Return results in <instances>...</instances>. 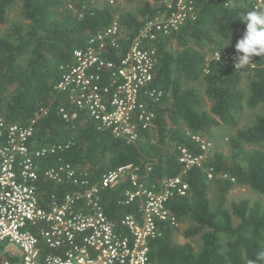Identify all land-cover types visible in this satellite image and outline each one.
I'll list each match as a JSON object with an SVG mask.
<instances>
[{
  "label": "trees",
  "instance_id": "1",
  "mask_svg": "<svg viewBox=\"0 0 264 264\" xmlns=\"http://www.w3.org/2000/svg\"><path fill=\"white\" fill-rule=\"evenodd\" d=\"M123 1L133 9L123 11L97 0H0V26H5L0 36V114L8 124L27 126L46 108V114L35 121L29 142H69V146L39 159L40 171L62 157L84 169L89 184H94L109 170L128 164L138 166L149 182L176 175L181 171L178 147L201 153L192 134L209 139L212 129L236 128L247 108H259L252 124L237 128L228 139V153L215 151L201 166L190 167L185 177L187 194L167 201L178 222H187L182 232L186 241L177 242L176 229L167 226L161 236L149 241L148 251L149 264H248L264 252V205L247 198L228 201L227 196L235 186L264 195V149L255 148L264 144V57L257 56L253 66L235 67L234 60L235 43L245 30L240 19L255 10L254 0H192L196 18L157 43L158 64L151 86L160 89L162 96L153 104L151 128L142 130L135 142L97 129L86 111L65 122L58 108L69 106L68 95L55 90L61 66L72 63L73 50L84 47L92 34L116 17L124 29V49L164 0ZM16 5L21 19L10 22V10ZM106 58L116 61L117 54L110 50ZM37 184L46 201L51 195L60 200L73 188L70 182L55 185L42 178ZM128 186L124 180L101 190L109 219L118 221L137 212V202H123ZM195 237L197 248L189 241Z\"/></svg>",
  "mask_w": 264,
  "mask_h": 264
},
{
  "label": "built area",
  "instance_id": "2",
  "mask_svg": "<svg viewBox=\"0 0 264 264\" xmlns=\"http://www.w3.org/2000/svg\"><path fill=\"white\" fill-rule=\"evenodd\" d=\"M254 9H264V1L254 0ZM195 18L192 0H164L163 7L142 22L124 49V29L116 17L92 34L84 47L73 50L72 63L61 66L55 90L66 92L69 100V106L58 108L61 118L70 122L86 111L97 129L109 130L127 142L137 141L142 130L151 128L153 104L162 96L160 89L151 86L158 64L157 43ZM110 50L117 54L116 61L106 58ZM256 58L249 65L253 66ZM46 112L41 108L27 126L8 124L0 114L2 264H149V241L161 236L165 227L177 229L179 225L167 201L187 194L186 172L207 159L211 141L192 134L201 150L197 155L178 147L181 171L176 175L149 182L147 175L139 174L138 166L128 164L89 184L87 172L62 157L40 171L39 159L69 146V142H29L35 121ZM207 176L212 177L211 168ZM40 178L55 185L70 182L73 188L60 200L51 195L46 201L39 194ZM124 180L129 186L123 202H137V212L118 221L109 219L101 190Z\"/></svg>",
  "mask_w": 264,
  "mask_h": 264
},
{
  "label": "rangeland",
  "instance_id": "3",
  "mask_svg": "<svg viewBox=\"0 0 264 264\" xmlns=\"http://www.w3.org/2000/svg\"><path fill=\"white\" fill-rule=\"evenodd\" d=\"M98 4H104L108 2L109 4L113 5L114 7H118L123 11L132 10L134 5L126 4L123 0H97ZM20 9L16 5L14 6L9 13V21L10 22H17L20 21ZM5 33V26H0V36ZM201 83H198L199 92L203 96V89L201 88ZM243 87L247 89V83L243 82ZM204 107L208 108L209 105L206 100H204ZM259 108H247L245 111V115L238 124L236 128L228 127V126H219L217 128L212 129V134H210L209 139L211 141V148L207 154V157H211L215 151H220L223 154H227L229 151L228 139L235 133L237 128L245 127L254 121L255 117L259 114ZM257 149H264V144L255 147ZM228 201L238 200L241 198H247L250 202H259L264 205V195L259 194L256 191L249 189L248 187L242 186H235L230 193L228 194ZM187 227V222L179 223L178 228L175 230V240L177 242H184L186 239L184 238L182 232ZM192 242L195 248L198 247L199 239L195 237L193 239H189Z\"/></svg>",
  "mask_w": 264,
  "mask_h": 264
},
{
  "label": "clouds",
  "instance_id": "4",
  "mask_svg": "<svg viewBox=\"0 0 264 264\" xmlns=\"http://www.w3.org/2000/svg\"><path fill=\"white\" fill-rule=\"evenodd\" d=\"M240 20L245 23V30L235 43V67L252 64L254 56L264 57V9L247 12ZM262 260L264 252H259L248 264H259Z\"/></svg>",
  "mask_w": 264,
  "mask_h": 264
},
{
  "label": "crops",
  "instance_id": "5",
  "mask_svg": "<svg viewBox=\"0 0 264 264\" xmlns=\"http://www.w3.org/2000/svg\"><path fill=\"white\" fill-rule=\"evenodd\" d=\"M3 259V258H2Z\"/></svg>",
  "mask_w": 264,
  "mask_h": 264
}]
</instances>
